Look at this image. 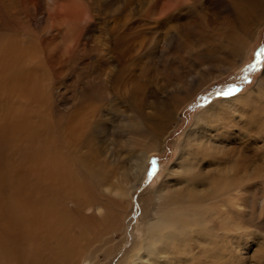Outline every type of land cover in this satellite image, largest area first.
<instances>
[{
  "label": "bare ground",
  "instance_id": "1",
  "mask_svg": "<svg viewBox=\"0 0 264 264\" xmlns=\"http://www.w3.org/2000/svg\"><path fill=\"white\" fill-rule=\"evenodd\" d=\"M3 1L0 8L6 15L20 0ZM39 1L49 10L53 30L65 34L62 43L66 36L67 44L57 47L58 59H65L66 45L81 32L79 25L56 17V0ZM224 1L243 30L250 32L263 22L264 0ZM178 3L183 0L168 3L164 13H172ZM156 12L154 7L150 16ZM22 39L0 32V264H105L112 252L108 245H116L117 251L123 243L112 244L122 219L114 221L110 215L118 208L121 217L132 207L128 190L143 182L151 155L132 160L124 174L126 191L115 192L118 200L103 207L95 165L78 154L99 111L79 107L66 121L53 114L37 72L44 63L60 77L57 54L44 58L39 44ZM50 49L51 44L43 52ZM205 112L180 142V161L166 167L149 198L140 199V222L149 204L155 218L141 231L139 225L135 228L138 235L117 264H232L239 262L237 250L253 234L251 226L262 238L254 258L264 260V220L253 218L254 202L264 201L258 198L264 196L259 170L264 92L260 87L216 101ZM263 206L259 204L260 211Z\"/></svg>",
  "mask_w": 264,
  "mask_h": 264
},
{
  "label": "rangeland",
  "instance_id": "2",
  "mask_svg": "<svg viewBox=\"0 0 264 264\" xmlns=\"http://www.w3.org/2000/svg\"><path fill=\"white\" fill-rule=\"evenodd\" d=\"M172 1L56 0V17L78 24L82 33L71 37L67 58L61 60L57 47L67 44L66 36L62 43L65 34L53 30L49 10L39 0L27 4L20 0L6 15L0 8V32L16 33L27 43L39 44L44 58L57 54L60 77L44 63L37 72L43 97L54 107L52 113L66 121L79 107L99 111L78 154L95 165L103 207L118 200L115 192L126 191L124 174L132 160L147 152L151 155L143 182L128 190L132 207L121 217L118 208L110 215L114 221L122 219L121 232L113 234L112 244L123 243L117 251L116 245H108L112 252L105 264H117L126 256L138 235L135 228L139 225L141 231L155 218V207L149 204L148 215L140 222V199L149 198L167 173L166 167L180 161L178 146L205 110L216 101L260 87L264 92V20L248 32L237 24L232 6L224 0H183L165 14ZM154 7L156 16L151 17ZM49 44L54 49L45 54ZM230 88L236 91L225 96ZM259 170L264 174V160ZM260 203L264 205V201L253 205L256 222L264 220ZM250 230L253 234L237 250L239 262L232 264H264L254 258L262 248L258 246L262 238L255 235L260 233L252 226ZM99 260L104 262L102 255Z\"/></svg>",
  "mask_w": 264,
  "mask_h": 264
},
{
  "label": "snow or ice",
  "instance_id": "3",
  "mask_svg": "<svg viewBox=\"0 0 264 264\" xmlns=\"http://www.w3.org/2000/svg\"><path fill=\"white\" fill-rule=\"evenodd\" d=\"M259 53H258V58H259ZM255 66L253 65V66H250V68L248 69V71H251V70H253V68H254ZM236 91V89H234V88H230V89H228L225 93H223L225 96H231L234 92ZM155 165V161H153V166ZM155 169H154V167H153V171H154ZM152 175V171H150L149 172V176H151Z\"/></svg>",
  "mask_w": 264,
  "mask_h": 264
}]
</instances>
